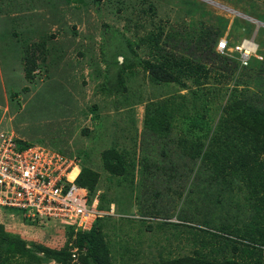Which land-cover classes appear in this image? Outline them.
I'll return each instance as SVG.
<instances>
[{
    "label": "rangeland",
    "instance_id": "obj_1",
    "mask_svg": "<svg viewBox=\"0 0 264 264\" xmlns=\"http://www.w3.org/2000/svg\"><path fill=\"white\" fill-rule=\"evenodd\" d=\"M12 1L26 3L25 0ZM122 1L127 3L135 1L134 5L136 4L137 8L126 9L119 4ZM153 1L157 6V15L153 17L154 22L162 20L167 27V32H194L201 28L202 24L209 28L212 26L217 28L218 17L223 16L229 19L230 23L239 21L245 25L244 28L247 27V22L254 25L251 37L242 39L249 40L252 47L251 52H253L258 42L254 43L252 38H255L258 30L264 28V0H193L199 2L204 8L192 14L187 12L190 9V6L185 4L187 0ZM105 2L107 3H104L100 10H97L95 6L88 10L83 8L80 15H76L75 2L63 3L61 6L56 4L53 8L45 4L29 11L17 12L6 4V0H0V19L6 17L9 11L16 20L15 26L18 31H30L31 43L44 44V47L37 51L38 62L42 64L43 69L40 72L36 71V82L30 84L25 78L22 60L18 59L20 65L17 63L11 65L12 61L9 62L6 69L1 66L0 62V73L2 74L0 135L8 131L13 133L17 139L21 138L35 145L40 144L55 149L58 154L61 153L69 158L77 157L79 165V161L85 160L87 164L97 169L101 176L97 194L104 195L103 204L106 209L100 210L99 208L100 196L97 199L99 200L97 207L98 211L105 213L104 216L111 214L105 220L107 233L114 238V241L110 240L111 247L114 248L118 240L120 244L128 241L134 243L135 239L139 238L142 239L139 246H142L141 244L144 246L138 250V254L131 252L115 254L116 264H128L129 262L141 264L142 261L150 262L159 260L160 257L193 254L196 249H201L204 253L211 255L212 248L219 249L221 246L224 248L219 250V253L215 252V256H221L224 253L233 255L231 244V247L226 248L223 238L209 237L211 232L205 231L207 229L205 224L220 229L225 224H234L232 225L234 228H240L239 226H242L244 222L250 221L253 210L248 198L249 192L243 182L240 183L241 188L233 182L231 191L227 192L222 185L223 182L219 179L215 180L217 176H211L210 173L203 174L202 171L197 175L198 170L195 173L191 169L193 167L189 159L185 158V153L176 152V146L170 142L168 154L175 162L174 170L161 174L159 167L151 175L141 176L139 171L137 173L140 174L139 183H141L140 180H147V183L154 182L146 188L147 193L157 188L162 194L157 201L153 198L159 205L149 207L152 210L149 213L152 214L144 215L142 208L135 204L133 188L130 185L119 186L118 183L122 177L114 176L103 168V153L114 146L119 151L125 148L124 156L131 159L137 158L139 164L145 156L150 158L149 162L160 158L161 146L168 138H161L160 141L153 139L151 131L145 126L147 102L152 99L154 101L169 99L167 97H171L177 87L174 84H152L141 66L137 65L135 68L137 75L133 80L128 81V89L124 94L115 93L108 98L104 91H100L98 84L104 81V76L98 79L96 67H101L103 72L106 70L107 64L103 59V49L106 50L107 43H113L119 38L106 25L112 26L116 32L124 33L135 40L134 23L137 22L136 18L142 15V12L138 11L146 5L147 1L105 0ZM118 4L124 8L122 14L111 10L112 7L118 8ZM144 16L147 21L146 27L140 30L139 35L141 36L151 28L152 18L148 15ZM127 23L133 25L130 31L125 27ZM23 37L24 34H20L14 37V40H22ZM4 39H0V45ZM195 42L196 37L190 46ZM179 44L181 47L188 46L186 42ZM261 46L264 50V46ZM138 52L143 58L148 57L141 50ZM59 57L62 58L61 61L56 62ZM119 58L123 61L122 56ZM114 70L115 68L111 71ZM7 81H11L13 92H18V96L14 95L13 99ZM27 86L30 90L24 91L23 89L28 88ZM209 88L210 86L207 89ZM252 91L253 89H248L247 92ZM181 93L188 95L189 100L181 103L182 106L186 105L184 107L186 111L196 114L200 108V113L202 112V106L207 104L205 99L191 98L187 90H182ZM109 100L113 103L107 106ZM120 101L122 104L119 106L123 108L116 111L109 110L115 108L116 102ZM94 104L98 105L97 110L101 119L96 118L97 113L91 110ZM85 130L90 132L87 134ZM137 169H140V165ZM149 178H152L151 181ZM200 178H211L212 181L209 180L210 183L205 184V179L204 183H201ZM228 179H236V177L229 176ZM169 185L174 189L168 190ZM203 185L205 188L208 187L207 191ZM181 191L182 197L180 198ZM157 208L162 213L168 212L160 217L169 216L180 219L186 217L187 214H192L195 218L191 219L194 226L191 228L197 232V242L201 238H206L211 243H208L207 247H202L196 244L193 234L190 239L182 240L178 243L179 245H176L175 241L179 239L178 237L175 239V230L165 229L151 232L146 225L159 224L154 219L158 216V213H155ZM16 213V216L6 213L0 216V221L9 228V231L19 233L27 240L42 242L51 247H62L65 243V226L59 222L49 221L47 224L39 222L38 225H26L19 218L21 210L16 209ZM115 216L116 218L112 219ZM138 216H152L141 228L143 235L141 232H136L141 224L140 221L132 219ZM170 252L172 253L168 255ZM49 264H55V262Z\"/></svg>",
    "mask_w": 264,
    "mask_h": 264
},
{
    "label": "trees",
    "instance_id": "obj_2",
    "mask_svg": "<svg viewBox=\"0 0 264 264\" xmlns=\"http://www.w3.org/2000/svg\"><path fill=\"white\" fill-rule=\"evenodd\" d=\"M143 1H147L146 5L138 11L142 12V15H139L136 18L137 22L134 23L135 40L124 33L116 32L112 26L106 25L119 38L113 43H107L106 50L103 49V59L107 65L104 72L101 67H96L98 79L104 76V81L98 86L108 98L115 93L124 94L128 89V81L133 80L137 75L135 71L137 65L141 66L152 84L176 85V92L171 94V97H167L169 99L163 98L157 101L152 99L147 102L145 126L151 131L153 139L160 141L161 138L167 137L168 140H164L158 160L149 162L150 158L145 156L141 164L137 162V158L131 159L124 156L125 148L122 151H119L116 146L109 148L102 156L103 168L114 176L122 177L118 185H130L135 193V204L142 208L144 215H150L152 213L149 211L152 210L149 207L158 206L159 203L156 201L162 197V194L157 188L147 193L146 188L154 182L147 183V180H140L141 183H139L138 178L140 174L141 176L154 174L159 167L162 170H159L161 174L176 168L173 158L168 154V144L172 142L176 146V152L185 153V158L189 159L193 167L188 166L189 168L195 173L198 170L197 175L202 171L203 174L210 173L211 176H217L215 180H221L227 192L231 191L233 182L237 183L238 188L242 187L240 183L243 182L249 192L248 198L253 212L250 221L244 222L242 226H239L240 228H234L232 226L234 224H225L221 229L205 224L207 228L205 231L211 232L209 237L223 238L226 248L232 246L233 255L224 253L221 256H215V252L219 253V250L224 248L221 246L219 249L212 248L211 255L204 253L201 249H196L193 254L160 257L159 260L142 261L141 264H264V50L261 49V45L264 46V28L258 30L254 38L259 43L258 52L263 59L252 56L248 64L242 66L240 53L238 51H234L232 55L220 53L217 49L218 41L226 36L230 46L241 43L245 37H251L254 31V25L251 23L247 22L248 25L246 24L247 27L244 28L245 25L239 21L230 23L229 19L219 16L217 28L215 26L209 28L202 24L201 28L194 32H167V27L162 20L154 22L153 17L157 15L155 2L153 0ZM25 2L16 3L6 0V4L17 12L29 11L45 4L53 8L56 4L61 6L63 3L75 2L76 15H80L83 8L88 10L95 6L97 10H100L102 5L107 3L105 0H25ZM185 2L190 6L187 10L189 14L204 8L197 1L187 0ZM134 3L135 1L132 3L122 1L119 4L126 9L134 10L137 8ZM119 4L118 8L112 7L111 10L122 14L124 8ZM7 13L6 17L0 19V39L5 38L0 45L1 66L6 69L11 61V65L13 63L20 65L18 59L22 60L25 78L31 84L36 82V71L40 72L43 69L42 64L38 62L37 51H40L44 44L31 43L30 31H18L15 18L10 15L9 11ZM144 15L152 18L151 28L141 36L139 35L140 30L146 27L147 21ZM129 22H131L130 19ZM125 27L130 31L133 25L127 23ZM20 34H24L22 40L15 41L14 37ZM195 37L196 42L190 46ZM182 42H186L188 46L181 47L179 43ZM139 50L148 57L143 58ZM120 56L123 57V61L120 60ZM61 59L57 58L56 62H60ZM114 68L115 70L111 71ZM1 83L2 74L0 73V85ZM10 83L11 81H7L13 99L18 96V92H13ZM209 86L210 88L207 89ZM248 89H253V91L249 93ZM23 90L28 91L30 88ZM182 90H187L191 98L205 99L207 104L202 106L201 113L200 108L196 114L185 110L186 105L182 106L181 103L189 99L188 95L181 93ZM155 102H158L157 105ZM112 103L113 101L109 100L107 106ZM120 104L122 101L116 102L115 108L109 110L116 111L123 108L119 106ZM153 105L156 107H152ZM97 109V104L91 107V110L97 113L96 118L101 119ZM89 132L85 130V133ZM172 133L173 136H171ZM16 142L20 148L33 145L21 139H16ZM138 165L140 169H137ZM229 176H234L236 179H228ZM100 178V173L96 168L84 160L76 181L79 185L87 187L93 198L99 191ZM211 178H200V182L204 183L205 179V184L210 183ZM149 179L151 181L152 178ZM155 185L158 186V184ZM203 187L205 191L208 190L207 186L205 188L203 185ZM173 189L170 185L168 186V190ZM204 194L207 195L206 192ZM99 196L101 200L99 208L104 210L106 209L103 204L104 195L99 194ZM16 209L18 208L0 206V216H4L6 212L17 215ZM22 212L19 216L26 225H38L39 222L29 218L24 210ZM155 213H158V216L154 218H157L159 224L146 225L151 232L165 229L175 230V239L177 237L179 239L175 241L176 245H179L178 243L182 240L190 239L193 234L196 244L207 247L208 243H211L206 238H201L197 242V232L192 230L194 226L191 219L195 218L192 214L180 218L181 224H176L169 220L171 218L169 216L160 217L168 212L162 213L157 208ZM108 216L97 218L90 230L67 226L66 241L62 247L58 248L42 242L27 240L21 234L9 231V228L0 221V264H47L52 261L56 264H116L115 254L119 252L138 254L141 238L140 240L135 239L134 243L128 241L123 244H120L118 240L114 248L111 247L110 240L114 238H111L106 230L105 220ZM151 217H143V226ZM141 245V248H144L143 244ZM74 248H77L79 253L77 261L73 258L72 249ZM128 264L136 263L129 262Z\"/></svg>",
    "mask_w": 264,
    "mask_h": 264
},
{
    "label": "built area",
    "instance_id": "obj_3",
    "mask_svg": "<svg viewBox=\"0 0 264 264\" xmlns=\"http://www.w3.org/2000/svg\"><path fill=\"white\" fill-rule=\"evenodd\" d=\"M250 45L245 40L232 48L222 38L217 49L222 53L238 50L246 65L252 54ZM76 169L77 157L43 145L20 148L15 135L4 131L0 135V205L22 209L35 222L55 221L89 230L102 213L98 200L90 203L89 190L76 184L77 175L72 177Z\"/></svg>",
    "mask_w": 264,
    "mask_h": 264
},
{
    "label": "clouds",
    "instance_id": "obj_4",
    "mask_svg": "<svg viewBox=\"0 0 264 264\" xmlns=\"http://www.w3.org/2000/svg\"><path fill=\"white\" fill-rule=\"evenodd\" d=\"M222 38H226V36H225V37H222ZM222 38H221V39H222ZM221 39H220V40H221ZM226 39H227V38H226ZM220 40H219V41H220ZM252 40H253V42L255 43V39L252 38ZM219 41H218V42H219ZM244 41H245V40H243L242 42H244ZM248 41H249V40H248ZM242 42H241V43H242ZM241 43H238V44H241ZM235 45H237V44H235ZM235 45H233V46L228 45V46L233 48ZM256 46H257V48H256V50H254V51L252 52V54L250 55V59H251L252 56H257L258 58L263 59V56L260 55L259 52H258V50H259V43H257ZM218 51H219V50H218ZM235 51H238V50H235ZM219 52H220V51H219ZM238 52H239V51H238ZM220 53H222V52H220ZM226 53H227L228 55H232V53H234V51H233V52L227 51ZM239 53H240V52H239ZM240 57H241V53H240ZM250 59H249V60H250ZM249 60H248V61H249ZM241 63H242V62H241ZM246 65H247V64H246ZM246 65H245V64H242V66H246ZM16 139H17V138H16ZM19 139H21V138H19ZM23 141H25V140L23 139ZM33 145H35V144H33ZM39 145H40V144H39ZM79 163H80L81 166L78 164V171H79V172H78V174H77V177L79 176V174H80V172H81V169H82V162L79 161ZM96 170H97V169H96ZM77 177H76V179H75V182H76L77 185H79V184L77 183V181H76V180H77ZM79 186H81V185H79ZM82 187H85V186H82ZM86 188H87V187H86ZM87 189H88V188H87ZM88 190H89V189H88ZM89 197H90V203H92L94 200H97V199L99 198V194H97L95 197L91 198V196H90V191H89ZM98 204H99V200H98ZM0 206H2V205H0ZM2 207H5V208H16V207H10V206H2ZM18 209H19V208H18ZM20 210H21V209H20ZM100 210H101V209H100ZM21 212H22V210H21ZM100 212L102 213V216H100V217H103L105 213H104L103 211H100ZM22 213H23V212H22ZM6 214H10L11 216H14V215L16 216V214H14V213H12V212H6ZM107 215H111V214H107ZM107 215H106V216H107ZM100 217H97V218H100ZM115 217H116V216H115ZM19 218H20V216H19ZM97 218H96V219H97ZM96 219H95V221H96ZM135 219L138 220V221H140V223L142 224V219H143V217L138 216V217H135ZM154 219L156 220L157 218H154ZM169 220L172 221V222H175L176 224H181V222H182V220H180L179 218H174V217H173V218H172V217L169 218ZM95 221H94V223H95ZM25 224H26V223H25ZM38 224H39V223H38ZM93 225H94V224H93ZM37 227H41V226H37ZM92 227H93V226H92ZM92 227H91V228H92ZM66 228H67V226L64 227V230H66ZM89 230H90V229H89ZM64 234H65V232H64ZM65 241H66V240H65ZM72 252H73V258H74V261H77V259H78V254H79V253H78V249H77V248H74V249H72ZM52 262H54V261H52ZM50 263H51V262H50ZM47 264H49V263H47ZM55 264H56V263H55Z\"/></svg>",
    "mask_w": 264,
    "mask_h": 264
},
{
    "label": "crops",
    "instance_id": "obj_5",
    "mask_svg": "<svg viewBox=\"0 0 264 264\" xmlns=\"http://www.w3.org/2000/svg\"><path fill=\"white\" fill-rule=\"evenodd\" d=\"M132 219L136 220L135 218H132ZM136 221H138V220H136ZM134 224H137V223L134 222ZM142 227H143V224H139V229L136 232H141V234H143V231H141ZM158 231H160V230H158ZM139 240H140V238H139ZM140 249H141V246H140Z\"/></svg>",
    "mask_w": 264,
    "mask_h": 264
},
{
    "label": "bare ground",
    "instance_id": "obj_6",
    "mask_svg": "<svg viewBox=\"0 0 264 264\" xmlns=\"http://www.w3.org/2000/svg\"><path fill=\"white\" fill-rule=\"evenodd\" d=\"M78 169L75 170V172L72 174V177H75L77 175Z\"/></svg>",
    "mask_w": 264,
    "mask_h": 264
}]
</instances>
